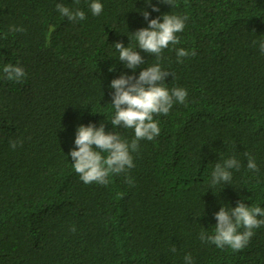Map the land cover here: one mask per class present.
<instances>
[{"label":"trees","instance_id":"trees-1","mask_svg":"<svg viewBox=\"0 0 264 264\" xmlns=\"http://www.w3.org/2000/svg\"><path fill=\"white\" fill-rule=\"evenodd\" d=\"M100 2L93 16L91 0H0V264H185L187 254L194 264H264V226L239 252L199 239L214 234L222 206L264 208V54L253 45L264 40V0ZM57 3L86 19L69 21ZM144 10L149 20L188 17L180 43L159 60L174 74L165 86L186 89V102L154 117L160 135L139 142L134 168L107 185L85 184L69 155L78 126L103 123L134 138L133 129L110 123L109 85L158 62L137 49L145 64L127 69L114 45L138 47L133 33L148 27ZM178 48L197 54L178 63ZM6 63L26 78L5 79ZM13 140L22 146L13 150ZM230 157L241 165L231 183L212 186L215 164Z\"/></svg>","mask_w":264,"mask_h":264},{"label":"clouds","instance_id":"clouds-1","mask_svg":"<svg viewBox=\"0 0 264 264\" xmlns=\"http://www.w3.org/2000/svg\"><path fill=\"white\" fill-rule=\"evenodd\" d=\"M151 4V0H145ZM160 3L178 6L176 0H159ZM79 3V0H76ZM57 11L69 21L76 23L86 19L83 10L71 9L63 3L56 4ZM89 9L93 16H99L103 11V4L100 0H91ZM152 10L159 12L156 5H152ZM144 19L148 21V27L141 28L133 33L138 47L133 49L125 47L122 42L115 43V48L119 52V61L123 62L127 69L135 71L139 66L145 64L144 57L137 49L143 50L148 55L157 59V63L144 67L139 76L122 73L119 78L113 79L109 85L114 91L111 93V105L115 109V114L111 119L113 128L133 129L134 138L129 142L122 139L116 132H106L103 123L97 127L95 124L87 126L80 125L76 130L74 140L75 148L69 155L73 161L74 171L79 175L85 184L107 185L109 178L113 175H120L135 167L133 153L139 151L141 140L152 141L160 135L161 129L156 116H167L176 103L184 104L188 93L181 87L165 86L166 78L174 74L162 69L159 60L162 53L169 46L175 48L180 43L178 33L183 32L187 16L163 14L155 19L149 20L150 13L142 11ZM162 20V22H161ZM10 32H24L25 29L19 26H12ZM262 54H264V40L253 41ZM195 50L188 51L184 48L176 49L177 62L183 63L184 58L195 56ZM110 68L109 71H113ZM4 78L8 81L22 82L27 73L18 65L6 63L2 69ZM22 146L21 141H10V147L15 150ZM248 157L247 167L253 172L259 169L254 157L245 153ZM240 161L235 157L224 160L223 164L217 162L211 174V185L223 183L230 184L232 180V169L239 170ZM126 182L132 186L133 180L126 176ZM217 223L214 234L209 235L201 231L199 239L202 243H211L217 248L228 247L234 252L243 250L253 237L254 229L264 226V208L251 206L238 201L236 207L226 208L222 206L214 214ZM242 229V230H241ZM71 231L75 232L73 225ZM173 253L177 251L173 246L170 249ZM185 264H194L191 254L184 257Z\"/></svg>","mask_w":264,"mask_h":264}]
</instances>
